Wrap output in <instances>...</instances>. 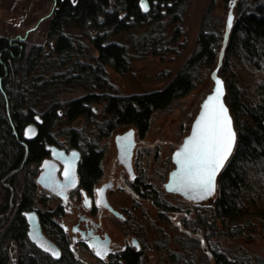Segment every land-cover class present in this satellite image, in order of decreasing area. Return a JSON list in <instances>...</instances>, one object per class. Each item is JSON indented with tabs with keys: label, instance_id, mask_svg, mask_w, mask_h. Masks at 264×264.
<instances>
[{
	"label": "trees",
	"instance_id": "1",
	"mask_svg": "<svg viewBox=\"0 0 264 264\" xmlns=\"http://www.w3.org/2000/svg\"><path fill=\"white\" fill-rule=\"evenodd\" d=\"M148 1L150 10L144 12L140 0H56L47 28V39L55 40L52 54L56 55L50 58L41 45L31 46L26 54L22 42L11 45L7 37L0 35V77L6 78L10 69L12 75L22 69L19 83L24 86V89L15 91L7 86L6 79L3 81L10 104L3 93L0 107V181L11 183L15 189L14 197L18 198V194L23 193V205H29L33 193L30 180L25 178L20 184L21 189L15 183L18 172L12 173L9 178L4 177L18 166L24 151L14 133L21 135L24 126L33 119L35 109L28 101L34 94L51 97L52 102L42 113L40 131L54 132L59 109L73 120L86 111L85 103L105 99L104 93L112 85L106 66L111 64L119 72L129 67L127 48L120 42L109 40L110 29L118 32L127 29L129 19L135 24L144 23L150 18L160 21L163 16L160 10L164 11V15H170L171 20L180 19L186 9V0ZM211 10L212 6H209L204 13L194 50L165 86L141 93L106 97L113 121L117 124L132 122L142 132L147 131L155 110L166 108L176 98L190 93L200 81L201 67L217 65L224 28L210 19ZM70 26L78 27L83 35L90 38L98 51L96 56L85 55L84 59L75 57L84 49L66 31ZM92 30H96L95 35H92ZM44 58L48 59L45 62L51 64L53 69L47 75L44 71L35 75L34 71L41 66ZM219 74L225 81L226 100L233 114L237 141L219 174L212 224L219 219L223 226L235 225L232 233H238L241 218H255L264 231V0L237 1L234 24ZM78 86L86 87L88 92L66 102L58 100L63 91ZM95 89L102 91L96 93ZM1 91L0 88L2 96ZM69 131L76 133V130ZM10 193V188L4 186L6 204ZM197 221L203 227L208 226L207 218L201 213ZM22 229L12 221L6 227L4 237L17 238L22 235ZM213 255L216 264H235L223 251L214 249ZM7 261V251L4 250L0 252V264H7ZM130 264H139L138 253L132 254Z\"/></svg>",
	"mask_w": 264,
	"mask_h": 264
},
{
	"label": "rangeland",
	"instance_id": "2",
	"mask_svg": "<svg viewBox=\"0 0 264 264\" xmlns=\"http://www.w3.org/2000/svg\"><path fill=\"white\" fill-rule=\"evenodd\" d=\"M53 5L54 0H0V35L7 37L12 45L22 42V49L26 54L31 46L41 45L44 47L46 56L53 57L56 55L52 54L55 40L47 39V28ZM149 6H151L150 3ZM209 6H212L210 19L225 28L229 11L228 2L186 0V9L182 12L180 19L171 20L170 15H164V11L160 10L163 15L160 21L150 18L144 23L135 24L129 19L127 29L120 32L110 29L109 40H115L126 46L129 67L126 71L119 72L111 64L106 66L107 77L112 84V87L106 91L128 95L165 86L194 50L204 13ZM66 31L72 34L77 45L80 42L84 49V52H78L75 57L84 59L85 55L91 57L98 54L90 38L83 35L78 27L70 26ZM91 33L95 35L96 30H92ZM46 59L44 58L41 66L34 71L35 75L43 71L46 75L51 72L53 67L45 62ZM214 67H201L200 81L190 93L176 98L168 107L157 109L152 114L145 139V154L143 158L141 157V167L148 180L159 189L162 188L169 171L174 167L173 151L190 132L201 101L212 90L214 82L211 72ZM8 72L6 78L5 76L0 78L2 87L0 107L3 93L10 104L9 93L4 89V79L7 86L15 91L24 89V86L19 83L23 70L20 69L13 75L11 69ZM10 75H12L11 79H9ZM95 91L101 93L102 90L95 89ZM87 92L86 87L78 86L63 91L57 98L66 102ZM51 102L52 99L48 95L38 97L34 94L28 104L40 113ZM94 106L95 104L92 105ZM103 107L104 103H101V109ZM101 111L94 117L100 118ZM70 126L63 110L59 109V119L54 132L64 133ZM121 130L122 128L118 129V131ZM4 186V180L0 181L1 205ZM216 193L217 190L207 200L196 204L189 203L179 195L165 193V198L178 206V209L166 213L163 218L158 216L156 208L149 200L141 202L135 200L134 212L138 215L136 218L141 222H147L149 227L148 248L142 264H216L214 249L225 252L235 264L241 262L264 264V231L255 218H241L239 220L241 223L238 225L241 230L238 233H232L235 225L223 226L219 219H215L212 224L214 218L212 207ZM199 213L207 218L208 226L203 227V224L197 221ZM5 217L7 216L0 215V232L8 221L4 219ZM5 244L8 248L13 246L9 238Z\"/></svg>",
	"mask_w": 264,
	"mask_h": 264
},
{
	"label": "flooded vegetation",
	"instance_id": "3",
	"mask_svg": "<svg viewBox=\"0 0 264 264\" xmlns=\"http://www.w3.org/2000/svg\"><path fill=\"white\" fill-rule=\"evenodd\" d=\"M147 7L141 9L148 12L149 1ZM115 95L106 91L105 99L85 103L86 111L75 119L66 117L71 126L64 133L41 132L43 111L36 110L21 135L14 133L24 151L4 179L18 172L16 185L28 178L33 193L29 205H23V193L14 197V187L4 181L11 190L8 203L3 194L0 204V215L8 220L0 232V252L7 251V264H130L134 252L142 264L149 227L137 219L135 200H149L162 218L178 209L165 198V193H173L165 189V182L159 189L141 167L149 129L142 132L137 124L112 120L106 97ZM100 111V118L94 117ZM74 160L77 166L66 176V167ZM173 194L192 204L201 202ZM12 221L23 233L9 238L13 246L8 248L4 231Z\"/></svg>",
	"mask_w": 264,
	"mask_h": 264
},
{
	"label": "snow or ice",
	"instance_id": "4",
	"mask_svg": "<svg viewBox=\"0 0 264 264\" xmlns=\"http://www.w3.org/2000/svg\"><path fill=\"white\" fill-rule=\"evenodd\" d=\"M143 7L147 11V5ZM222 96L223 84L218 80L215 94L203 106L204 111L196 123L193 136L185 143L183 150L176 153L181 166L180 190L194 191L200 199L214 191L215 176L224 166L235 142L232 122ZM65 175L68 176L69 172H65ZM52 254L59 255L58 252Z\"/></svg>",
	"mask_w": 264,
	"mask_h": 264
},
{
	"label": "water",
	"instance_id": "5",
	"mask_svg": "<svg viewBox=\"0 0 264 264\" xmlns=\"http://www.w3.org/2000/svg\"><path fill=\"white\" fill-rule=\"evenodd\" d=\"M147 3H148V0H141V6H142L143 10H145L143 5L144 4L147 5ZM236 3H237V0H232V2L229 4V11H228V15H227V18H226V23H225V28H224V35H223V42H222V47H221L220 54H219V59H218L217 65L214 67L213 71L211 72V78H212V80L214 82L212 90L209 93H207V95L201 101L199 111H198L196 117L194 118V120L192 122L190 132L183 138L181 144L173 151V153H172V161L174 163V167L169 171L167 180L164 183L165 189L167 191L181 194L183 197H185L187 199H190V200H193V201L205 200V199L209 198L210 196H212L214 194V192L217 190V181H218V178H219V174H220L221 170L223 169V167L225 166V164L227 163L228 159L230 158V156H231V154H232V152L234 150V147L236 145V141H237V131H236V127H235L233 114H232L231 108H230V106H229V104H228V102L226 100L225 81L222 78V76L219 74V68H220V66L222 64L224 51H225V48H226L227 43H228V39H229V35H230V32H231L232 26L234 24L235 5H236ZM55 6H56V0H54V5H53V8H52V11H51L50 14H52L54 12ZM147 9H148V7H147ZM218 80L221 81L222 84H223L222 102H223L224 106L226 107L228 116L230 117L231 122H232V130L235 133V142H234V146H233L232 152L229 155L228 159L225 161L224 166L219 170V172L215 176L214 191L212 192L211 195H208V196L204 197L203 199H200V198H198L197 193L194 192V191H191V190H180L181 166H180V164L177 161L176 153L182 151L185 143L189 140V138H191L193 136V133L196 130V123L200 119V116H201V114L204 111V107L203 106H204L205 103L208 102V98L215 94V89H216ZM131 151H132V147L128 150V153L126 154L127 160H129V158L131 156ZM56 156L59 157V155L57 153H56ZM76 166H77V161L76 160L71 161L70 163H68V165L66 167V172H69V174H70L71 172H73L75 170ZM39 181L44 183L43 176L39 177ZM32 225H33V222H32Z\"/></svg>",
	"mask_w": 264,
	"mask_h": 264
}]
</instances>
